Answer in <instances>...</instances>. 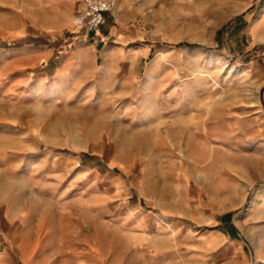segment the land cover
Returning <instances> with one entry per match:
<instances>
[{"label":"rangeland","instance_id":"1","mask_svg":"<svg viewBox=\"0 0 264 264\" xmlns=\"http://www.w3.org/2000/svg\"><path fill=\"white\" fill-rule=\"evenodd\" d=\"M117 1L61 97L80 8L0 0V262L264 264V0Z\"/></svg>","mask_w":264,"mask_h":264},{"label":"crops","instance_id":"2","mask_svg":"<svg viewBox=\"0 0 264 264\" xmlns=\"http://www.w3.org/2000/svg\"><path fill=\"white\" fill-rule=\"evenodd\" d=\"M77 1V3L74 4V2ZM80 8V10L77 12H81L85 7V0H69V16H71L74 12V8ZM76 14V15H77ZM110 15H107V18H110ZM105 20V22H106ZM69 41L67 42V49H70L73 44H75L77 41H79L78 46H82L76 48V50L69 51L67 50L66 54L63 56L61 61L56 65L53 66V69L48 70L49 75H53L55 78V85H56V92H61V97H67L70 93L71 85L74 84L76 81L79 82L82 80L83 75L78 76V73H80V68H84V66L87 63V58L89 55V38H96L101 35V31L88 33L85 28L73 26L71 30H69ZM117 32V26H113L109 31H107L108 35H113ZM95 48H98L99 43L98 41L94 45V43H91ZM53 51L46 52L47 56L53 55ZM63 90L66 91L65 95H63ZM227 223V222H226ZM74 233L73 225L69 222V264H73V255H74V248H80L79 244L76 246L75 242L73 240L72 234ZM25 260V259H24ZM1 264H9V258H3L0 262ZM26 264H57L52 263L51 257L47 256H41L35 258L32 262H26Z\"/></svg>","mask_w":264,"mask_h":264},{"label":"built area","instance_id":"3","mask_svg":"<svg viewBox=\"0 0 264 264\" xmlns=\"http://www.w3.org/2000/svg\"><path fill=\"white\" fill-rule=\"evenodd\" d=\"M119 14L117 0H85L84 9L75 17V25L95 32L105 23L107 15L117 19Z\"/></svg>","mask_w":264,"mask_h":264},{"label":"trees","instance_id":"4","mask_svg":"<svg viewBox=\"0 0 264 264\" xmlns=\"http://www.w3.org/2000/svg\"><path fill=\"white\" fill-rule=\"evenodd\" d=\"M229 220L228 221H230L231 222V219H230V217H231V214H229L228 216H226ZM231 224V223H230ZM232 225V224H231Z\"/></svg>","mask_w":264,"mask_h":264}]
</instances>
